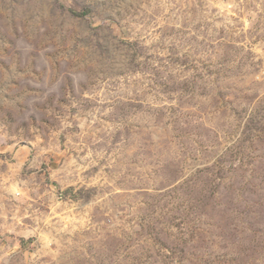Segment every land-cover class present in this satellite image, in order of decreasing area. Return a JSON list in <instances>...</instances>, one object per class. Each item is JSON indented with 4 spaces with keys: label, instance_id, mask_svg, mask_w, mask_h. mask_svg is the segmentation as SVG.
Here are the masks:
<instances>
[{
    "label": "rangeland",
    "instance_id": "1",
    "mask_svg": "<svg viewBox=\"0 0 264 264\" xmlns=\"http://www.w3.org/2000/svg\"><path fill=\"white\" fill-rule=\"evenodd\" d=\"M0 264H264V0H0Z\"/></svg>",
    "mask_w": 264,
    "mask_h": 264
},
{
    "label": "crops",
    "instance_id": "2",
    "mask_svg": "<svg viewBox=\"0 0 264 264\" xmlns=\"http://www.w3.org/2000/svg\"><path fill=\"white\" fill-rule=\"evenodd\" d=\"M91 3H79V2H75V3H72V4H67V5H71V6H86V5H90Z\"/></svg>",
    "mask_w": 264,
    "mask_h": 264
}]
</instances>
